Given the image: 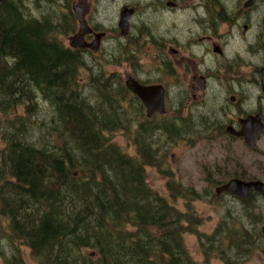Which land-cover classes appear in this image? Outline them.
I'll return each instance as SVG.
<instances>
[{
    "label": "trees",
    "instance_id": "obj_1",
    "mask_svg": "<svg viewBox=\"0 0 264 264\" xmlns=\"http://www.w3.org/2000/svg\"><path fill=\"white\" fill-rule=\"evenodd\" d=\"M52 21L26 16L19 0L0 2V221L10 239L39 264H206L212 256L242 264L254 248L264 251L258 229L200 232L190 206L179 210L148 187L151 143L139 135L136 159L110 137L124 125L118 99L132 93L92 74L93 96H83V55L61 44ZM39 100L50 112H39ZM176 194L201 198L181 184ZM185 233L196 235L202 263L189 255ZM6 263L24 264L17 256Z\"/></svg>",
    "mask_w": 264,
    "mask_h": 264
},
{
    "label": "flooded vegetation",
    "instance_id": "obj_2",
    "mask_svg": "<svg viewBox=\"0 0 264 264\" xmlns=\"http://www.w3.org/2000/svg\"><path fill=\"white\" fill-rule=\"evenodd\" d=\"M54 1L56 10L67 17L69 47L80 51L84 58L102 52L108 35L117 34L121 45L144 37L152 71L150 79L139 78L135 70L125 73L124 81L133 78L142 85H162L165 105L168 92L165 85L186 83L193 102L202 108L197 110L198 117L209 122L202 128L208 127L214 139H220L228 150H233L234 159L224 168L228 175L231 173L227 180L264 182V0ZM108 6L113 11L104 14ZM75 10L84 18L85 26H80ZM125 12L128 17L124 24ZM142 15L144 20L140 18ZM99 18L111 22L106 25ZM154 18L169 21L158 27ZM97 33H104L98 48H80L70 43V37L78 35L89 44ZM185 51H190L193 57L184 55ZM114 62L120 65L126 61L115 57ZM178 94L181 102L186 94L180 89ZM139 104L144 108L140 100ZM157 115L160 114L155 113L150 119ZM256 125L259 127L250 144L245 132ZM236 164L243 169L237 171ZM242 200L243 209L264 206V196L258 191ZM263 220L264 215L255 222ZM252 221L248 219L249 224H254Z\"/></svg>",
    "mask_w": 264,
    "mask_h": 264
},
{
    "label": "rangeland",
    "instance_id": "obj_3",
    "mask_svg": "<svg viewBox=\"0 0 264 264\" xmlns=\"http://www.w3.org/2000/svg\"><path fill=\"white\" fill-rule=\"evenodd\" d=\"M24 14L28 17H41L49 15L53 25L58 24L57 37L61 44L68 45L66 35V22L64 12L56 10L54 0H19ZM113 7H106L104 14H111ZM41 14V15H40ZM143 20L145 15L140 16ZM148 19V18H147ZM158 27H164L167 20L154 18ZM99 20L108 25L110 19ZM137 16V22L139 23ZM144 23L145 22H141ZM56 36V32L53 33ZM144 37L137 38L135 41H127V45H121L117 34L108 35V39L103 43L102 52L90 54L84 58V66L78 73V81L83 86L82 93L85 97H92L90 90L92 74L100 75L99 79L104 83L118 85L124 83V74L130 71H137V76L143 80L150 79V71L147 59V46ZM123 55L127 58L123 59ZM184 55L193 57L190 51H185ZM121 57L123 64L118 65L114 58ZM130 63V65L128 63ZM113 75V78L111 76ZM106 79V81H105ZM166 113L148 119L145 115L143 106L134 100L132 94L128 93L127 101H120V111L124 113L123 128H117L110 134L111 139L122 151L130 157L139 158L137 149L139 144L136 139L142 134L145 140L151 143L157 151L156 159L145 167L144 176L148 187L156 191L166 201L179 210H185L187 205L195 212L199 220L198 230L203 233H211L218 224H235L237 227L244 226L248 229L255 228L261 230L262 222H255L258 217L264 215V206L255 209L251 207L250 216L248 209H243L241 201L233 195L223 193L219 196L215 194V188L220 183L226 182L230 177L227 174V163L231 161V152L224 142L214 139V133L202 128L208 126L209 122H204L198 117L197 102L190 96L191 91L186 83L176 85L167 83ZM116 88V87H115ZM179 89L186 96L180 102ZM209 94V92H208ZM219 100V98H218ZM41 107L39 112H50L48 105L39 100ZM92 103V102H91ZM206 105L208 102L205 103ZM122 108V110H121ZM21 111V109H19ZM180 118H184L181 121ZM42 118L40 121H44ZM173 124L174 127L171 125ZM184 124L185 127L180 125ZM175 129V130H173ZM238 152L241 148L237 149ZM234 159V158H233ZM236 161V160H235ZM236 167L237 171L243 169L240 164ZM229 170V169H228ZM167 182L173 184V196L169 193ZM181 184L186 187H193L201 196L180 197L176 194V186ZM248 219H252L254 224H249ZM129 229L130 227L127 226ZM261 233V232H260ZM10 231L4 220L0 221V264H7L8 258L17 256L22 259L24 264H39L30 252V249L19 241L10 239ZM185 247L191 258L197 262H203V255L194 234L185 233L182 236ZM261 247L264 248V238H258ZM3 253L4 255H1ZM206 264H225L219 258L212 256ZM242 264H264V251L261 248H254L249 258Z\"/></svg>",
    "mask_w": 264,
    "mask_h": 264
},
{
    "label": "water",
    "instance_id": "obj_4",
    "mask_svg": "<svg viewBox=\"0 0 264 264\" xmlns=\"http://www.w3.org/2000/svg\"><path fill=\"white\" fill-rule=\"evenodd\" d=\"M4 0H0L2 2ZM75 15L83 27L86 25L84 18L79 15V12L75 10ZM128 14L125 12L122 22L125 24L127 21ZM87 28V27H86ZM104 33H97L96 37L91 43H85L81 36L74 35L70 37V43L76 47H90L98 48L100 39L103 37ZM125 87L134 95H136L143 103L145 107L146 117L150 118L153 114L159 113L164 114L166 112L165 102H164V87L162 85H142L133 78H127L124 82ZM259 125L254 126L252 130L245 132L249 136V143L252 144L253 137L258 129ZM253 191H258L264 196V182L262 181H244L238 178H232L226 182L216 186L215 194L219 195L222 192L229 193L240 199H245L250 196ZM261 233L264 237V224L261 227Z\"/></svg>",
    "mask_w": 264,
    "mask_h": 264
}]
</instances>
